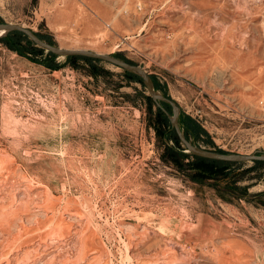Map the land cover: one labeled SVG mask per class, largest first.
I'll use <instances>...</instances> for the list:
<instances>
[{
	"label": "rangeland",
	"instance_id": "rangeland-1",
	"mask_svg": "<svg viewBox=\"0 0 264 264\" xmlns=\"http://www.w3.org/2000/svg\"><path fill=\"white\" fill-rule=\"evenodd\" d=\"M0 21L141 66L194 143L264 152V0H0ZM7 32L0 264H264V160L198 161L138 74Z\"/></svg>",
	"mask_w": 264,
	"mask_h": 264
},
{
	"label": "water",
	"instance_id": "water-1",
	"mask_svg": "<svg viewBox=\"0 0 264 264\" xmlns=\"http://www.w3.org/2000/svg\"><path fill=\"white\" fill-rule=\"evenodd\" d=\"M0 28L6 29V31L15 29L23 32L27 35L29 39H31L36 45L49 50L57 55L63 54H80L84 56L94 57L98 59H103L106 61H109L117 66L122 67L123 69L127 71L134 72L138 74L146 87L148 95L151 97V99L157 104L160 105L161 101L167 102L172 106V115H169L168 111L163 108V110L169 115L171 125L173 126L179 140L183 143L185 146L184 148L186 151L202 156V157H208V158H214L219 160H225V161H244V160H264V152H250V153H229V152H222L217 151L215 149L203 147L200 144L194 143L189 138L185 136L183 133V130L180 127L179 124V113L180 108L179 106L169 97L162 95L158 93L155 89L154 81L152 76L146 72L144 68L141 66L127 62L125 60H122L118 58L115 54L107 53L103 51H96L93 49L88 48H76V47H63L59 45L52 44L41 37H39L34 31L29 29L28 27L13 23V22H5L0 21Z\"/></svg>",
	"mask_w": 264,
	"mask_h": 264
},
{
	"label": "trees",
	"instance_id": "trees-1",
	"mask_svg": "<svg viewBox=\"0 0 264 264\" xmlns=\"http://www.w3.org/2000/svg\"><path fill=\"white\" fill-rule=\"evenodd\" d=\"M3 38L7 41V44H8L11 48L15 49V50L18 51L19 53H25V52H23V44H31L32 46H36V45H34V44L32 43L33 41H32L31 39H29V38L27 37L26 34H24L23 32H21V31H19V30H15V29L9 30V31L7 32V34H6V36L3 37ZM35 48H38V47H35ZM40 49L43 50L44 48H40ZM46 54H47V56H49L50 58H55V57H56V54L53 53V52H51V51H49V50H46ZM66 57L69 58V59H74V58H78V57H80V58H83V59H86V60H89V61L98 60V58L89 57V56H84V55H80V54H68V55H66ZM123 72H124L126 75L130 76L131 78H134V79H140V77H139L136 73H134V72L127 71V70H125V69H123ZM140 80H141V79H140ZM145 97L147 98V100H148V102H149L150 104L153 103V102H152L153 100L151 99V97H150L149 95L146 94ZM160 108H161V107L157 108V111L159 112V114H160V116H161V121H162V122H166V123L169 125L170 130L172 129V130L174 131V134H173V131H172V137H174L176 141H179V138H178V136H177V134H176V132H175L173 126L170 124V121H169V119L167 118V115H166L165 111L162 110V109H160ZM179 124H180V126H181V128H182L183 125H182V123H180V119H179ZM188 126H190V125L187 124L186 127L188 128ZM183 128H184V126H183ZM187 131H188V129H187ZM187 131H186V129H185V130H183V133L185 134V136H186L187 138H189V136H188V134H187ZM180 154H185V152H180ZM191 154H192V153H191ZM192 155H193V156L196 158V160H198V161H205V162H208L209 165L212 164V165L214 166V168L217 167L216 165L219 164V163H220V164H221V163H230L229 161H225V160H219V159H214V158L202 157V156H198V155H195V154H192ZM254 161H255L256 163H260V162H262L261 160H254Z\"/></svg>",
	"mask_w": 264,
	"mask_h": 264
},
{
	"label": "bare ground",
	"instance_id": "bare-ground-1",
	"mask_svg": "<svg viewBox=\"0 0 264 264\" xmlns=\"http://www.w3.org/2000/svg\"><path fill=\"white\" fill-rule=\"evenodd\" d=\"M4 31H6V29L0 28V32H4Z\"/></svg>",
	"mask_w": 264,
	"mask_h": 264
}]
</instances>
